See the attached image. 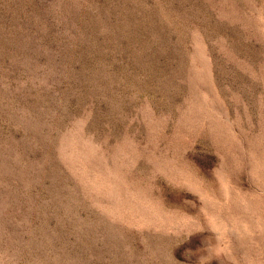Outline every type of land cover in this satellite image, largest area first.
<instances>
[{
	"label": "rangeland",
	"instance_id": "1",
	"mask_svg": "<svg viewBox=\"0 0 264 264\" xmlns=\"http://www.w3.org/2000/svg\"><path fill=\"white\" fill-rule=\"evenodd\" d=\"M0 264H264V0H0Z\"/></svg>",
	"mask_w": 264,
	"mask_h": 264
}]
</instances>
